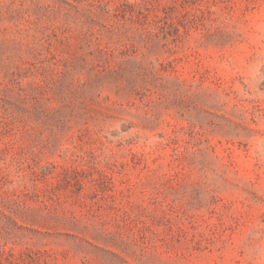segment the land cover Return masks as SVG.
I'll list each match as a JSON object with an SVG mask.
<instances>
[{
  "label": "rangeland",
  "instance_id": "rangeland-1",
  "mask_svg": "<svg viewBox=\"0 0 264 264\" xmlns=\"http://www.w3.org/2000/svg\"><path fill=\"white\" fill-rule=\"evenodd\" d=\"M0 264H264V0H0Z\"/></svg>",
  "mask_w": 264,
  "mask_h": 264
}]
</instances>
